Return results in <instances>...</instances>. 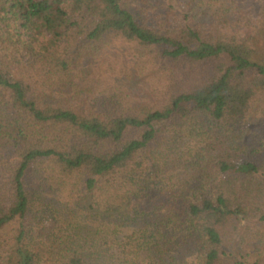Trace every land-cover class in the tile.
<instances>
[{
    "label": "trees",
    "instance_id": "16d2710c",
    "mask_svg": "<svg viewBox=\"0 0 264 264\" xmlns=\"http://www.w3.org/2000/svg\"><path fill=\"white\" fill-rule=\"evenodd\" d=\"M253 1L0 0V264H264Z\"/></svg>",
    "mask_w": 264,
    "mask_h": 264
},
{
    "label": "rangeland",
    "instance_id": "374dc122",
    "mask_svg": "<svg viewBox=\"0 0 264 264\" xmlns=\"http://www.w3.org/2000/svg\"><path fill=\"white\" fill-rule=\"evenodd\" d=\"M241 6L247 10L248 7H252V20L255 19L256 13H257V9H258V4L256 2H254L253 0H241ZM256 120H255V116H251V119L249 120L247 127L244 130V138H248V135L250 133L251 130L255 129V127L257 126L256 124Z\"/></svg>",
    "mask_w": 264,
    "mask_h": 264
}]
</instances>
